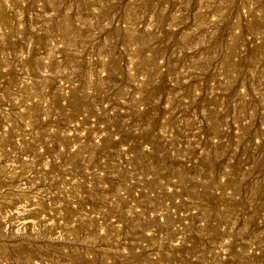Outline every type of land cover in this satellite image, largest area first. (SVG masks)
I'll return each mask as SVG.
<instances>
[{
    "label": "rangeland",
    "instance_id": "1",
    "mask_svg": "<svg viewBox=\"0 0 264 264\" xmlns=\"http://www.w3.org/2000/svg\"><path fill=\"white\" fill-rule=\"evenodd\" d=\"M0 264H264V0H0Z\"/></svg>",
    "mask_w": 264,
    "mask_h": 264
}]
</instances>
